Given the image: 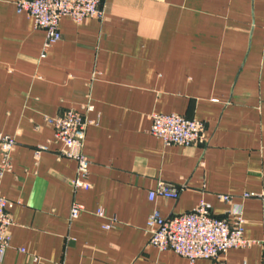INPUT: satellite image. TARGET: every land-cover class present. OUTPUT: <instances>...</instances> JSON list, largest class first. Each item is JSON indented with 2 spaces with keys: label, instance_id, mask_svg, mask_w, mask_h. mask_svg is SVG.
Wrapping results in <instances>:
<instances>
[{
  "label": "crops",
  "instance_id": "0c3cea01",
  "mask_svg": "<svg viewBox=\"0 0 264 264\" xmlns=\"http://www.w3.org/2000/svg\"><path fill=\"white\" fill-rule=\"evenodd\" d=\"M16 1L0 0V132L17 142L0 178L15 203L0 264H189L148 245L147 219L201 199L231 222L241 213L254 243L194 264H264V0H100L104 18L63 17L45 57V30ZM70 108L90 121L87 189L46 120ZM153 113L203 121L206 142L164 144ZM159 183L179 197L151 201Z\"/></svg>",
  "mask_w": 264,
  "mask_h": 264
},
{
  "label": "built area",
  "instance_id": "2783aa9c",
  "mask_svg": "<svg viewBox=\"0 0 264 264\" xmlns=\"http://www.w3.org/2000/svg\"><path fill=\"white\" fill-rule=\"evenodd\" d=\"M16 11L26 13L34 19L37 27L45 30L46 38L43 44L45 57L46 50L61 39L60 21L69 17L76 23L87 18L103 19L105 10L100 0H17ZM88 111L93 109L88 104ZM150 132L162 139L166 145L190 146L206 142L205 123L201 120L187 118L178 113H153ZM47 122L54 129V138L62 144L59 155L73 159L76 162V177L71 181L74 189L90 187V159L85 153L86 130L90 121L76 109L70 108L64 112L48 117ZM17 142L15 137L0 132V150L3 155L0 167V178L6 171H11V153ZM50 148L48 145H39L34 156L39 159ZM181 189L166 183L149 192V199L154 201L158 197L176 199ZM255 196L254 193H245L244 197ZM219 199L231 202L229 195H219ZM15 203L0 193V255L11 245L10 227L13 225L11 209ZM84 208L74 202L70 218H77ZM97 215L103 217L104 211L99 209ZM244 219L241 213H235V220L229 221L226 217L213 213L212 205L201 199L198 205L187 212L164 217L160 211L154 210L147 219L148 245L159 251L172 250L177 255L194 264L199 259H217L221 254L234 248H244L254 242L244 237ZM106 229L111 224L104 226ZM21 251H24L21 249Z\"/></svg>",
  "mask_w": 264,
  "mask_h": 264
}]
</instances>
